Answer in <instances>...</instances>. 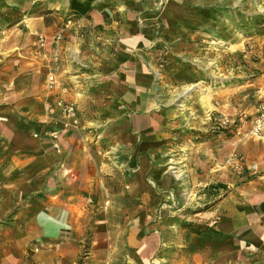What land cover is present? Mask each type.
Here are the masks:
<instances>
[{"label":"crops","instance_id":"obj_1","mask_svg":"<svg viewBox=\"0 0 264 264\" xmlns=\"http://www.w3.org/2000/svg\"><path fill=\"white\" fill-rule=\"evenodd\" d=\"M72 2L78 6L72 4L76 10L67 18L57 15V24L70 34L56 52L57 75L89 132L63 130L57 141L41 137L45 128H58L52 123L56 115L47 111L55 96L39 69L43 55L29 43L19 47L21 57H6L9 49L0 43V264H264V136L247 144L262 149L251 157L254 150L247 148L248 163H260L258 174L223 193L200 217L192 216L200 211L189 219L175 216L183 200L180 189L160 171L155 187L142 188L137 178L129 184L125 192L140 195L141 202L123 223L121 202L108 203L105 197L110 191L121 194V124H131L138 134L147 128L155 134L151 130L158 129L163 114L149 87L157 36L170 49L163 74L174 75L172 70L185 65L179 58H191L207 46L203 23L191 26L173 4L145 12L155 5ZM35 22L38 28L45 25ZM156 24L163 29L161 37L154 34ZM148 105L152 114L139 113ZM134 140L129 137L127 145ZM106 173L117 178L114 189L104 184ZM92 213L93 235L83 252L82 222Z\"/></svg>","mask_w":264,"mask_h":264},{"label":"rangeland","instance_id":"obj_2","mask_svg":"<svg viewBox=\"0 0 264 264\" xmlns=\"http://www.w3.org/2000/svg\"><path fill=\"white\" fill-rule=\"evenodd\" d=\"M140 1L155 5L145 9V12H160L173 4L171 6L183 15L185 21H191V26L194 22L197 26L201 21L209 32L205 42L207 46L202 53L191 58H179L185 65L172 70L174 75L168 70L166 77L163 72L168 62L161 76L155 73L159 60L156 50L157 60L150 68L152 79L149 87L154 99L158 98V111L163 113L158 115V129L151 130L155 134H151L149 128L138 134L131 124H121V194L110 191L105 197L108 203L121 202L123 223L129 209L141 202L140 195L130 196L125 192L129 184L137 178L142 188L148 185L155 187L156 172L160 171L166 174L164 179L172 177L180 189L178 196L183 200L179 202L181 208L175 216L189 219V215L200 211L192 215L200 217L216 206L223 193L245 185L260 169L258 161L248 163L247 148L253 149L254 156L251 157H256L262 153L261 147H248L247 144L264 136V116L261 131L252 133L254 119L264 115V0ZM72 4V0H0V43L9 49L6 57H21L18 55L21 52L19 47L32 43L43 55L44 63L39 65V69L46 73V77L50 70L58 74L60 58L56 52L69 40L70 34L66 25L57 24V15L64 13L67 18L76 10ZM74 4L78 6L77 2ZM34 21L44 22L45 25L38 28ZM61 30L64 31V38L57 42L55 36ZM162 30L161 25L156 24L154 34L161 37ZM45 49L49 54L46 55ZM74 53L79 54L80 51ZM171 75L176 76L173 78ZM54 101L47 107L52 106ZM123 102L124 99H121V106ZM148 108L149 105L139 113L152 114ZM77 111L80 127L74 131L89 132L88 127H82L78 107ZM54 114L52 123L55 126L58 122L60 127L59 116L56 112ZM123 116L121 114V119ZM49 128L44 129V136L36 132L33 135L51 138L49 130L52 128ZM157 135L159 140L155 138ZM129 137H135L132 146L127 145ZM101 148L108 149L106 146ZM139 149L135 162L133 157L137 156ZM139 172L142 173L141 178L136 177ZM104 178V184L110 188L118 185L114 174L106 173ZM197 179L200 181L197 182ZM203 183L207 184L204 186ZM215 183H221L217 186L222 189ZM189 186L201 188L192 191ZM158 208L162 214L164 208ZM114 213L117 215L116 210ZM94 216L89 214L82 222L83 252L89 248L93 235Z\"/></svg>","mask_w":264,"mask_h":264},{"label":"built area","instance_id":"obj_3","mask_svg":"<svg viewBox=\"0 0 264 264\" xmlns=\"http://www.w3.org/2000/svg\"><path fill=\"white\" fill-rule=\"evenodd\" d=\"M62 32L64 31H59L55 36L57 42L63 41L64 34H62ZM155 47L159 53L158 66L155 70V73L157 74V76H161V72L163 71L166 63L168 62L170 52L168 47L164 43H162V41L158 38L156 39ZM55 58H57L58 60V57H56V55ZM46 80L48 91L52 92L55 96V101L53 105L48 107L47 111L51 114H54L56 112L57 116H59L58 120L60 122V127L55 129L52 128L51 130H49V136L52 138V140L57 141L59 138L60 131L62 129L75 130L80 127V117L75 103L64 96L65 93H67L68 91V86L63 83V81L58 77L57 73L52 70L48 71ZM263 116L264 115L261 114L260 116L254 119L252 133L258 134L261 131L263 126ZM34 135L37 136V134Z\"/></svg>","mask_w":264,"mask_h":264}]
</instances>
